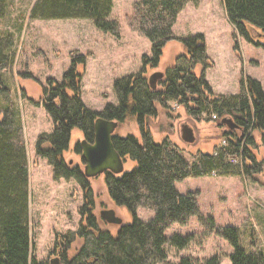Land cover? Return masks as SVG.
<instances>
[{
	"label": "trees",
	"instance_id": "obj_1",
	"mask_svg": "<svg viewBox=\"0 0 264 264\" xmlns=\"http://www.w3.org/2000/svg\"><path fill=\"white\" fill-rule=\"evenodd\" d=\"M190 2L199 0H143L136 4L128 21L151 42L152 57L144 56V67L139 73L115 82L118 106L108 104L103 112H96L84 104L82 75L78 70L86 63L84 55L73 59L61 83L50 79L44 87L42 102L54 123V131L38 138L36 153L49 160L57 178H75L83 189L90 187L81 167H69L62 159L70 147L74 129L93 142L97 118L118 121L120 127L132 115L140 132V138L135 135L113 138L120 155L134 161L135 167L120 176L105 173L109 196L116 205L130 212L133 221L121 226L115 236L100 230L90 197V203L80 210L87 222V231L81 232L88 239L75 264H85L87 260H92V264L164 262L168 257L166 245L183 250L194 238L179 234L168 238L166 230L174 224H186L192 216H197L207 226V234L222 237L230 244L234 251L231 264H264L263 251L248 253L242 247L239 228H218L212 217L205 218L201 214L199 192L181 194L176 188L177 182L189 177L240 175L254 180L255 176L264 174V158L257 160L253 152L255 132L260 134L264 144L262 85L247 77L242 79L238 95L214 93L206 80V70L214 67V62L208 57L204 35L187 38L173 35L180 12ZM224 5L236 34L264 49V0H224ZM113 7L114 0H36L30 19H89L98 30L120 38V23L111 18ZM6 12V0H0V18ZM13 41L10 33L0 35V74L14 63ZM172 41L182 44L187 55L179 56L175 65L164 73L159 83L161 87L152 88L146 76L147 67H159L164 48ZM235 49L239 51L238 45ZM198 66L201 70L195 72ZM2 90L0 88V264H48L31 254L27 148L20 137L21 129L12 107L2 100ZM157 104L167 111L174 110L173 104H177L190 117L217 124L223 131L221 141L212 152L196 154L193 161L173 146L169 138L157 143L149 126V120L159 114ZM223 118L232 119L238 128H227L221 124ZM75 151L82 153L80 143ZM88 193L92 195L91 190ZM140 208L153 212L154 218L150 222L143 221L138 216ZM177 264H220V259L215 256L198 262L182 258Z\"/></svg>",
	"mask_w": 264,
	"mask_h": 264
},
{
	"label": "rangeland",
	"instance_id": "obj_2",
	"mask_svg": "<svg viewBox=\"0 0 264 264\" xmlns=\"http://www.w3.org/2000/svg\"><path fill=\"white\" fill-rule=\"evenodd\" d=\"M35 1L6 0L7 12L0 18V35H13L11 54L14 63L0 74V88L3 89L2 100L14 111L21 129L20 137L27 148L31 254L40 262L50 261L58 237L66 235L70 241L66 254L78 262L88 239L83 236L87 222L80 210L91 199L92 213L104 232L109 231L115 236L121 227L108 223L102 216L104 211L115 210L123 219V225L132 223L133 218L125 207L116 205L109 196L105 174L91 178L89 189H83L75 178H57L49 160L37 156L38 138L54 131V123L42 102L44 87L50 79L61 83L73 59L84 55L86 63L78 68L82 75V100L89 109L103 112L108 104L118 106L115 82L143 69L144 56L152 57V44L128 21L136 4L143 0H114L111 18L120 23V38L98 30L89 19L31 20ZM197 34L204 35L208 57L214 62V67L206 70V80L214 93L238 95L241 81L247 77L259 81L264 91V49L236 34L227 18L224 0L190 2L180 12L173 35L187 38ZM236 45L239 51H236ZM181 55H187L185 47L179 42H170L164 48L159 67H147V78L155 72H168ZM200 70L201 66H198L194 71ZM160 81L156 86H160ZM157 107L158 116L149 120L155 141L162 143L169 138L190 161L196 154L212 152L221 141L223 131L217 124L190 117L177 104H173L172 111L162 109L158 104ZM184 124L194 130V143L183 140L181 128ZM254 134L253 152L261 161L264 144L260 134ZM116 135L140 138L135 117L129 115L118 127ZM84 138L80 130L74 129L70 147L62 156L67 166L79 165L82 171L85 162L75 147ZM135 165L134 161L126 159L125 172ZM176 188L181 194L199 192L200 211L205 218L212 217L218 228H239L241 245L248 253L264 252V174L255 176L254 180L240 175L189 177L177 182ZM138 216L150 222L154 213L140 208ZM206 230L207 226L197 216L190 217L184 225L170 226L166 230L168 238L175 234L193 235L194 238L183 250L166 245L167 260L157 263L177 264L182 258L205 262L216 256L220 264H231L233 248L225 239L209 235Z\"/></svg>",
	"mask_w": 264,
	"mask_h": 264
},
{
	"label": "water",
	"instance_id": "obj_3",
	"mask_svg": "<svg viewBox=\"0 0 264 264\" xmlns=\"http://www.w3.org/2000/svg\"><path fill=\"white\" fill-rule=\"evenodd\" d=\"M162 79H164V73H153L149 77L151 87L156 88L157 81ZM221 124L231 130L238 128L237 124L230 118H223ZM118 127V121L99 117L94 123L93 142H89L85 138L80 141L82 159L85 162L83 172L86 178H96L106 172H111L116 176L125 173L126 160L117 151L113 141ZM181 135L187 143H194L196 140L194 130L189 125H182ZM102 216L110 224L123 225V219L113 209L102 212Z\"/></svg>",
	"mask_w": 264,
	"mask_h": 264
},
{
	"label": "flooded vegetation",
	"instance_id": "obj_4",
	"mask_svg": "<svg viewBox=\"0 0 264 264\" xmlns=\"http://www.w3.org/2000/svg\"><path fill=\"white\" fill-rule=\"evenodd\" d=\"M86 179L90 180L88 178ZM120 226H123V225H120ZM68 246H70V241L67 240L66 235L65 236L63 235L62 237L59 236L58 241H57V248H55L54 251L51 252L52 258L47 263L48 264H75L76 258L70 259L69 256L66 254ZM92 263H93L92 260H87L85 262V264H92Z\"/></svg>",
	"mask_w": 264,
	"mask_h": 264
},
{
	"label": "built area",
	"instance_id": "obj_5",
	"mask_svg": "<svg viewBox=\"0 0 264 264\" xmlns=\"http://www.w3.org/2000/svg\"><path fill=\"white\" fill-rule=\"evenodd\" d=\"M213 118H216V116H213ZM225 143V142H224Z\"/></svg>",
	"mask_w": 264,
	"mask_h": 264
}]
</instances>
